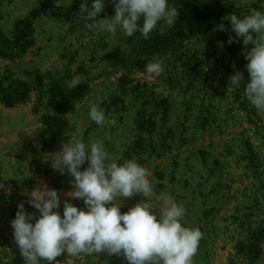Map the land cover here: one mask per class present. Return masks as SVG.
Returning a JSON list of instances; mask_svg holds the SVG:
<instances>
[{
  "label": "rangeland",
  "instance_id": "1",
  "mask_svg": "<svg viewBox=\"0 0 264 264\" xmlns=\"http://www.w3.org/2000/svg\"><path fill=\"white\" fill-rule=\"evenodd\" d=\"M85 2L91 9L93 0H0V264H25L11 221L20 203L39 216L27 202L33 188L56 190L61 216L66 200L85 208L69 196L74 178L45 162L77 139L147 168L157 214L161 192L184 206L182 224L203 233L193 264H264V112L245 96L243 38L223 20L264 12V0H168L178 19L158 22L148 39L90 29ZM104 4L98 19L115 15L113 0ZM155 60L158 77L145 72ZM236 71L240 87L229 83ZM92 104L109 123L89 118ZM145 199L122 198L121 213ZM54 264L128 262L65 253Z\"/></svg>",
  "mask_w": 264,
  "mask_h": 264
},
{
  "label": "clouds",
  "instance_id": "2",
  "mask_svg": "<svg viewBox=\"0 0 264 264\" xmlns=\"http://www.w3.org/2000/svg\"><path fill=\"white\" fill-rule=\"evenodd\" d=\"M113 2L115 15L111 18L98 19L105 8L104 0H93L91 9L86 2L81 3L80 17L90 21V29L115 35L119 28L128 37L139 31L148 39L158 22L171 27L179 16L168 0ZM223 20L231 22L236 37L243 38L246 47L242 54L248 61L250 78L244 87L245 96L258 112H264V12L253 9L249 15L238 17L233 13ZM217 30L225 31L224 24L217 25ZM233 42L230 36L228 43ZM248 45H252L250 50ZM219 46L222 48L223 42ZM163 71L160 60L145 66V72L152 76L158 77ZM243 79V73L236 71L229 77L230 86L240 87ZM79 84L80 80L73 78L68 87ZM89 118L100 126L109 123L96 104L90 106ZM110 123L114 125L116 121ZM48 160L53 169L62 175L67 171L74 178L69 196L83 200L85 208L66 200L61 216L57 211L58 192L47 186L33 188L27 202L38 210L39 216L27 212L24 203H20L11 221L14 241L25 264H54L65 253L77 258L101 253L123 255L128 264H193L203 233L182 224L185 208L167 193L159 194L162 207L158 214L154 211L149 202L154 194L149 179L152 173L136 160L118 163V158L106 151L103 141L86 145L80 139L64 143L60 151L45 157V162ZM86 161L88 167L81 171ZM137 194L146 199L121 213L122 198Z\"/></svg>",
  "mask_w": 264,
  "mask_h": 264
}]
</instances>
